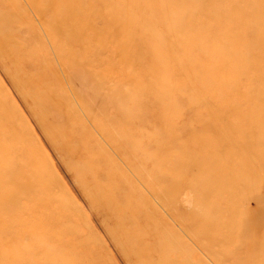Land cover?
Segmentation results:
<instances>
[{
	"label": "rangeland",
	"instance_id": "rangeland-1",
	"mask_svg": "<svg viewBox=\"0 0 264 264\" xmlns=\"http://www.w3.org/2000/svg\"><path fill=\"white\" fill-rule=\"evenodd\" d=\"M264 0H0V264H264Z\"/></svg>",
	"mask_w": 264,
	"mask_h": 264
},
{
	"label": "bare ground",
	"instance_id": "bare-ground-1",
	"mask_svg": "<svg viewBox=\"0 0 264 264\" xmlns=\"http://www.w3.org/2000/svg\"><path fill=\"white\" fill-rule=\"evenodd\" d=\"M264 244V243H263Z\"/></svg>",
	"mask_w": 264,
	"mask_h": 264
}]
</instances>
